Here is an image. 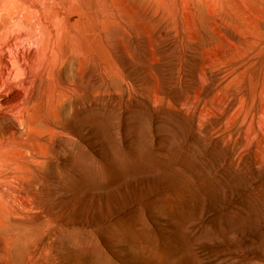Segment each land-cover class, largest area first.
I'll return each mask as SVG.
<instances>
[{
    "label": "rangeland",
    "instance_id": "374dc122",
    "mask_svg": "<svg viewBox=\"0 0 264 264\" xmlns=\"http://www.w3.org/2000/svg\"><path fill=\"white\" fill-rule=\"evenodd\" d=\"M28 1L72 43L0 264H264V0Z\"/></svg>",
    "mask_w": 264,
    "mask_h": 264
},
{
    "label": "bare ground",
    "instance_id": "6f19581e",
    "mask_svg": "<svg viewBox=\"0 0 264 264\" xmlns=\"http://www.w3.org/2000/svg\"><path fill=\"white\" fill-rule=\"evenodd\" d=\"M32 5L23 0L18 7L26 15ZM35 12L29 13L32 20L17 14L0 24V132L7 135V140H0L1 190L7 186L2 183L7 171H17L24 163L21 157L32 156L31 132L37 109L41 102H53L51 75L55 66L56 73H62L65 60L61 50L72 43L71 32H54L45 21L34 17Z\"/></svg>",
    "mask_w": 264,
    "mask_h": 264
}]
</instances>
